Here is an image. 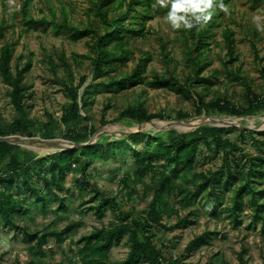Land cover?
Returning a JSON list of instances; mask_svg holds the SVG:
<instances>
[{
	"label": "rangeland",
	"instance_id": "rangeland-1",
	"mask_svg": "<svg viewBox=\"0 0 264 264\" xmlns=\"http://www.w3.org/2000/svg\"><path fill=\"white\" fill-rule=\"evenodd\" d=\"M220 1L213 8V14L207 16L198 28L208 30L205 44L202 46V55H200L202 61L200 65H204L200 76H210V80L195 82L192 87L198 91V94L203 95L205 101L226 96L238 106H247L246 83L264 99V0ZM220 4L224 7L221 8ZM21 5L22 0H0V26H3L4 32L0 38V47L5 43L12 44L13 71H15V63L23 64L30 59L32 61L30 69L25 74L29 95L26 99L24 116L13 106L10 99L11 87L0 74V122L2 125L8 127L15 119L21 117L32 121L30 135L22 133L7 135L30 137L29 143L18 142L22 146L18 150L21 158L26 154L42 156L55 151L58 147L67 148L68 145L61 139L66 140L63 134L69 125L62 120V116L71 100L65 93L60 80L69 72L73 74L74 84L79 83L81 75L87 76L86 82L80 87L82 91L90 82L121 78L136 69L138 63H141L142 67L143 81L141 83L119 90H107L93 85L88 92L86 97L88 102L82 113L88 119L86 123L98 129V134L104 130H109L117 136H126L135 130L143 131L152 128L164 131L172 128L171 121H183L189 118L193 121L199 116L206 119L203 124L220 126L218 120H222L224 124L235 123L230 126L241 129H264V107L258 113H248L243 116L214 109H207L197 115L194 95L184 96L168 87H157L153 84L156 75L169 76L171 73L185 81L187 76L197 68L195 61L190 58L188 49V46L193 48L194 41L184 26L185 17L192 14L189 5L185 6L182 3L181 7L185 10H175L173 19L180 24V27H173L168 19L172 0H164L163 4L160 0H152L151 5L145 9L150 13V17L134 19L136 24H143V33L127 34L124 47L129 51L130 59L127 62L111 61L105 66L108 72L97 77L94 76L91 62V57L95 53L92 35L73 39L68 31L58 33L52 28L46 31L27 29L21 17ZM62 10L66 11L70 24L81 29L97 28L100 23L91 10V0H34L31 14L34 17H47L60 22L63 17ZM140 10L142 7L138 6L135 13L139 14ZM130 19L131 16L128 20ZM225 32L234 38V59L229 54ZM108 50L116 55L120 54V48L115 42L110 43ZM139 102H144L149 112H162L166 117L162 119L163 121L154 120L152 123H139L134 120L129 123L126 119L117 118L119 112L128 105L137 106ZM183 111H188L191 115L188 118H180L179 113ZM104 120L109 122L104 124ZM257 126L261 127L257 128ZM197 127H181L179 130L189 131ZM94 135L92 140L95 139ZM226 136L238 142L248 153L264 154V135L256 134V137L260 139V145L254 142L251 134L246 133L242 136L239 129L232 130ZM40 140H49L53 143L47 145ZM137 144L140 145L141 142ZM199 144L201 153L194 171L217 169L221 165L223 150H220V154H216L203 142ZM106 148L108 150L106 156L94 160L87 172L108 196L115 198L121 210L144 212L148 202L145 194L149 188L156 185L159 173L152 171L142 174L137 171L139 165L132 157L114 156L113 148L109 144H106ZM236 154L239 152L236 151ZM161 162L160 158L158 164ZM189 178V175L185 176L186 180ZM74 180V172L69 171L63 181L64 189L60 190L53 185L59 194L67 197L68 207L64 212L58 210V200H51L47 206H43L41 201H34V193H28L22 182L12 189L16 196H29L30 213L26 215V219L32 227L57 230L67 224H75L65 234L66 238L63 241H58L54 234L48 236L47 242L43 245L47 252L40 257L42 264L60 260L70 264H81L78 254L81 246L78 240L81 236L88 234L96 226L119 222V208L113 205L108 206L99 217L97 212L90 208L94 202V199H90L92 193L78 188ZM261 180L263 185L264 177ZM32 181L43 184V180L35 173ZM47 197L50 198V195ZM83 199L90 201L83 204ZM165 203L167 206L174 205L178 208L180 216L193 211L190 221L173 228L167 226L176 222L177 217L169 212L163 213V223L168 225L157 229L155 240L159 244L170 246L169 249L174 257L183 259L187 263L215 259L219 264H236L242 252L244 257L253 264H259L264 259V224L261 216L254 218L251 202H247L238 221L232 219L233 216L228 207L230 201L227 198L218 204L219 213L216 216L211 215L206 199L201 194L198 195L196 202L188 207L181 205L174 193L166 198ZM15 215L18 213L16 212ZM204 233L209 234L208 241H199L190 252L184 250L195 236ZM29 244L24 233L13 226H4L0 215V264H16L17 261L24 264L29 259L27 251ZM128 249L129 243L124 236L120 242L111 246L110 260L115 261L125 257ZM137 264H144V262Z\"/></svg>",
	"mask_w": 264,
	"mask_h": 264
},
{
	"label": "trees",
	"instance_id": "trees-1",
	"mask_svg": "<svg viewBox=\"0 0 264 264\" xmlns=\"http://www.w3.org/2000/svg\"><path fill=\"white\" fill-rule=\"evenodd\" d=\"M34 0H22L20 8L23 23L27 29L46 31L48 28L61 33L69 32L73 39L81 38L84 35H92L94 39V55L91 57L94 76H100L108 72L105 66L111 61L127 62L130 59L129 51L124 47L128 33L142 34L143 24H136L134 19L138 17H150L145 9L151 5L152 0H91V10L94 12L100 23L97 28H84L73 26L68 21L67 13L62 10L63 17L60 22L47 17H34L31 14V7ZM229 1V0H223ZM221 1L211 0V6L204 4H190L192 14L185 17L186 22H191V27H186L190 33L194 46H188L190 58L195 61L197 68L189 74L185 81L174 74L169 76H155L153 84L157 87H168L184 96H195V113L202 114L207 109L218 110L231 115L243 116L248 113H258L264 107V99L255 93L250 85L246 83L247 106H238L226 96L216 97L205 101L202 94L193 88L195 82L210 80V76H200L204 65L201 64L202 46L208 35V30H199L204 20L213 14L212 10ZM138 6L142 7L139 14L135 13ZM196 7L203 9L195 15L201 16L196 22L193 11ZM55 15V13H53ZM131 16V19H129ZM3 26H0V38L4 35ZM92 31V32H91ZM227 42L229 54L234 59V38L227 32ZM233 34V32L231 33ZM111 42H115L120 48V54H115L108 50ZM14 49L12 44L5 43L0 47V74L10 87V99L15 109L23 116L26 110V99L29 93L25 80L26 72L30 69L32 61L27 60L20 64L15 63V71L12 69V58ZM54 65L53 59L50 57ZM63 62L68 63L62 59ZM141 63L137 68L127 73L121 78H110L102 82H90L80 91V87L86 82L87 76L81 75L79 83H73V74L69 72L60 81L65 93L70 97V104L65 109L62 120L69 125L63 137L74 143L89 141L98 130L83 115L82 110L87 105V95L93 85L107 90H119L131 87L143 81L141 74ZM96 79V78H95ZM191 115L188 111L179 113L180 118H188ZM166 116L162 112H149L144 102H139L137 106L128 105L118 114V119H126L139 123H148L155 119H164ZM109 121L104 120V124ZM32 121L21 117L15 119L8 127L0 122V136H7L10 133H22L30 135L29 129ZM234 129H239L242 136L249 133L253 136L254 142L260 145V139L256 134L264 135L263 130L251 128H238L237 126H216L202 124L189 131H180L172 127L164 131L155 128L143 131H134L126 136H117L109 130H104L98 138L82 146L58 147L48 154L28 155L21 158L18 150L22 146L18 143L0 142V215L4 221V226L15 227L24 233L26 240L30 243L27 247L29 259L24 264H42L40 257L46 254L43 246L50 234H54L58 241L65 240V234L74 226V223L67 224L61 229H39L32 227L26 215L30 213L29 196H16L12 189L21 182L28 193L33 192V200L41 201L43 206H47L51 200H58L59 211H66L68 204L66 196L59 194L53 187L62 190L65 188L64 180L69 171L74 172L75 185L80 189H85L92 193L90 199L94 202L90 205L98 216L101 217L108 206L121 208L120 204L113 196H108L101 189L96 181L92 180L91 174L87 172L90 164L100 158H104L108 152L106 144L113 150L114 156L132 157L138 164L137 171L145 174L152 171L159 173L158 182L154 187L148 189L145 194L148 202L144 207V212H130L120 209L119 222L116 224L96 226L88 234L81 236L78 240L81 246L78 249L81 264H219L215 259L206 262L187 263L183 259L174 257L168 245L159 244L155 240L156 231L159 227H166L163 223V213L169 212L177 217L176 222L169 224L170 228L185 225L190 221L193 211H189L185 216H180L179 209L174 205L167 206L166 198L174 193L176 199L183 206H190L197 200L199 194L206 199L207 207L211 215H218V204L224 198L229 199L228 204L230 214L234 221L240 219L241 213L247 202L252 203V214L254 218H262L264 224V184L261 178L264 177V154H256L244 151L238 142L226 136ZM137 142H141L140 145ZM200 142L216 154L223 150L221 165L215 170L194 171L201 153ZM236 151L239 154H236ZM162 160L161 164L158 161ZM5 163V165H4ZM43 180V184L32 181L33 174ZM190 176L188 180L185 176ZM21 179V180H20ZM175 184V185H174ZM174 185V192L172 186ZM227 192H230L228 195ZM50 195V198L47 196ZM90 200L83 199L86 204ZM18 215H15V213ZM126 236L129 249L125 257L111 261L109 254L111 246L118 243ZM209 234L195 236L185 247L186 252L192 251L199 241H208ZM16 264H22L17 261ZM49 264H70L64 260L51 261ZM236 264H253L244 254H239ZM264 264V259L261 263Z\"/></svg>",
	"mask_w": 264,
	"mask_h": 264
},
{
	"label": "water",
	"instance_id": "water-1",
	"mask_svg": "<svg viewBox=\"0 0 264 264\" xmlns=\"http://www.w3.org/2000/svg\"><path fill=\"white\" fill-rule=\"evenodd\" d=\"M194 119V118H193ZM155 120H162V119H155ZM190 120H192V119H186V120H183V121H171L170 122V126L171 127H175V128H177V129H181V127L182 128H186V127H191V126H199V125H201V124H203L204 122H205V118H203V117H201V116H199L198 118H195L193 121H190ZM154 120H152V121H150L151 123L153 122ZM163 121V120H162ZM150 122H148V123H150ZM235 123H229V124H219L220 126H226V125H234ZM261 126H257V128H260ZM136 131V130H135ZM99 132L97 131L96 133H95V139H90L89 141H87V142H82V143H74V142H72V141H70V140H64V139H61L63 142H65L68 146L67 147H72V146H82V145H84V144H86V143H90V142H93V141H95L97 138H98V134ZM1 141H8V142H13V143H18V142H30L31 140H30V137H25V136H22V135H17V136H0V142ZM41 142H44V144H47V145H49V144H52L53 142L52 141H49V140H40ZM60 141V140H59Z\"/></svg>",
	"mask_w": 264,
	"mask_h": 264
},
{
	"label": "clouds",
	"instance_id": "clouds-1",
	"mask_svg": "<svg viewBox=\"0 0 264 264\" xmlns=\"http://www.w3.org/2000/svg\"><path fill=\"white\" fill-rule=\"evenodd\" d=\"M160 3L163 4L164 0H160ZM187 6L190 4H204L205 6H211V0H172V9L169 10L168 13V19L172 22L173 27H180V24L173 19V16L175 15V10H185L182 9L181 4ZM220 7L223 8L224 5L220 4ZM191 10V9H188ZM203 9L200 7H196L195 10L193 11V16L196 22H199L200 19L202 18L201 16L195 15L196 12H202ZM203 18H207L206 16ZM185 27H191L192 23L191 22H186Z\"/></svg>",
	"mask_w": 264,
	"mask_h": 264
},
{
	"label": "bare ground",
	"instance_id": "bare-ground-1",
	"mask_svg": "<svg viewBox=\"0 0 264 264\" xmlns=\"http://www.w3.org/2000/svg\"><path fill=\"white\" fill-rule=\"evenodd\" d=\"M218 122H219L220 124H223V123H224L222 120H218Z\"/></svg>",
	"mask_w": 264,
	"mask_h": 264
}]
</instances>
